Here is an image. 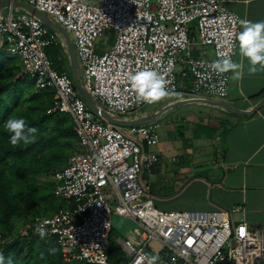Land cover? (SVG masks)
Instances as JSON below:
<instances>
[{
    "label": "built area",
    "instance_id": "1",
    "mask_svg": "<svg viewBox=\"0 0 264 264\" xmlns=\"http://www.w3.org/2000/svg\"><path fill=\"white\" fill-rule=\"evenodd\" d=\"M13 1V0H10ZM72 37L82 84L95 105L111 116L125 117L143 107L128 82L129 74L155 70L178 92L179 77L191 80L194 97L227 98L232 73L216 75L209 65L221 52L235 62L239 16L221 0H23ZM115 34L110 51L97 43ZM0 35L10 56L19 58L23 73L37 90H53L48 114L72 117L82 152L50 176L55 194L66 207L52 217L38 216L20 229L21 236H39L38 223L55 238L65 262L111 264L114 218L134 223L117 244L126 264H264V230L245 220L234 223L232 210L162 211L155 207L151 183L142 180L159 158L146 150L159 144V125L132 126L127 131L96 116L74 84L48 55L58 38L34 15L12 10L0 19ZM198 36V38L196 37ZM196 45L212 48L214 58L194 55ZM180 71L178 73V69ZM40 237V236H39ZM15 238L0 234V247ZM153 242L160 250L150 249Z\"/></svg>",
    "mask_w": 264,
    "mask_h": 264
},
{
    "label": "trees",
    "instance_id": "2",
    "mask_svg": "<svg viewBox=\"0 0 264 264\" xmlns=\"http://www.w3.org/2000/svg\"><path fill=\"white\" fill-rule=\"evenodd\" d=\"M54 45L48 55L55 68L63 73L65 67L55 60ZM58 52V51H57ZM0 52V234L15 238L0 247L4 264H85L65 262L55 238L21 236L19 231L38 216H45L66 207L55 194L50 176L68 165L73 152L80 148L71 116L52 108L53 90L35 88V80L23 74L17 58ZM29 78L32 79L29 80ZM23 117L29 127L38 129L34 143L13 147L4 124L9 117ZM56 212V213H57ZM115 227L111 232L110 263L124 264L127 258L118 247Z\"/></svg>",
    "mask_w": 264,
    "mask_h": 264
},
{
    "label": "crops",
    "instance_id": "3",
    "mask_svg": "<svg viewBox=\"0 0 264 264\" xmlns=\"http://www.w3.org/2000/svg\"><path fill=\"white\" fill-rule=\"evenodd\" d=\"M2 1L7 0H0ZM221 3L224 8L237 14L240 19L264 21V0H221ZM3 8H8L9 11L12 9L26 12L21 8L6 6ZM55 33L58 35L57 44L65 49L69 58L66 41L59 32ZM203 48L200 56L214 58L212 48ZM2 50H6L4 42ZM240 60L238 47L235 62ZM79 71L78 67V73ZM65 72L68 73V71ZM68 74L71 76V73ZM188 82V89L179 91L178 87L177 95L169 98L161 107L148 112L142 111L143 107L125 117H112L116 120L134 122L147 119L165 108H170L153 122L158 124V121L169 115L171 111L183 107L192 105L208 108L206 115L210 120L208 124L213 123L216 130V139L213 141L216 146L213 147L210 156L204 153L203 148H199V151H196L198 155L195 158L198 161L194 171H190L184 177L191 183L188 187V196L197 200L196 203L189 205L188 209L209 211L232 210L240 207L243 211L232 215L234 223L245 220L264 230V106L256 110L264 100V71L250 75L248 62L244 60L243 76L238 80H230L229 95L224 99L191 96L192 81ZM115 127L127 131L132 126ZM179 133L181 136L193 135L198 142H203V133L197 128L192 130L182 128ZM79 149V152L83 151L81 147ZM148 149V152L152 153V148H146ZM151 171L148 172L149 176L144 174L142 180L151 183ZM126 258L128 260L127 255Z\"/></svg>",
    "mask_w": 264,
    "mask_h": 264
},
{
    "label": "rangeland",
    "instance_id": "4",
    "mask_svg": "<svg viewBox=\"0 0 264 264\" xmlns=\"http://www.w3.org/2000/svg\"><path fill=\"white\" fill-rule=\"evenodd\" d=\"M8 12V8H0V17L6 16ZM50 30L53 34L57 32L52 29ZM196 37L198 38L197 35ZM114 41L115 34L108 36V45L105 47V39L101 38L96 46L98 52L104 53L110 51ZM55 48L58 51H55V60L70 73V59L65 49L60 46H55ZM202 49L204 48L200 45L194 46V55L200 56V51ZM3 52L8 58L14 57L10 56L6 50H3ZM17 60L21 62L18 58ZM179 71L180 68L178 69V73ZM78 77L82 82L83 78L80 71ZM29 80L32 81L31 78H29ZM188 81L182 80L179 77V91L188 89ZM167 100L168 99L155 105H146L142 111L148 112L161 107ZM207 110L208 108L191 105L171 111L169 115L158 121L159 144L153 147L151 151L159 158V163L152 169L153 171H151L150 176H152L151 184L154 189V195L152 196L154 205L162 211H200L188 209V206L194 202L196 203L197 200L188 196V187L191 183H189V180H185L184 177L190 171H194L196 161H198L195 158L196 155H198L196 151H199V148H203L205 151L204 153L210 156L213 147L216 146V143L213 142L216 139V130L213 123H210V125L208 124L210 120L206 115ZM182 128L185 130L197 128L199 132L203 133V142H198L197 138L193 135L186 134L185 136H181L179 132ZM200 144L202 145L200 146ZM79 151L80 149L78 148L73 154ZM147 151H149V149ZM144 174H148L149 176V173ZM56 212L57 210L52 211L42 217H52ZM113 227H115L117 231V233H115L117 238L114 239V242L118 246L117 239L125 240L128 233L135 228V225L127 219L115 217ZM160 248V244L157 242H153L150 245V249L154 252H158Z\"/></svg>",
    "mask_w": 264,
    "mask_h": 264
},
{
    "label": "clouds",
    "instance_id": "5",
    "mask_svg": "<svg viewBox=\"0 0 264 264\" xmlns=\"http://www.w3.org/2000/svg\"><path fill=\"white\" fill-rule=\"evenodd\" d=\"M239 25L241 31L236 39L238 41L240 62H234L233 59L221 52L217 53V58L211 62L209 68L216 75H223L231 72V79L238 80L243 76L244 60L248 62V72L255 75L259 71H264V21H251L247 18L240 19ZM128 82L130 88L138 102L148 105H155L166 99H169L177 93L174 89H169V81L161 73L143 69L129 74ZM5 131L9 134V142L13 147L21 143L29 145L37 139L38 129L29 127L23 117H9L4 124ZM38 223L35 227V233L44 239L47 236L45 225ZM158 256H153L148 264H156ZM0 264H4V257L0 254ZM8 264H12L9 260Z\"/></svg>",
    "mask_w": 264,
    "mask_h": 264
},
{
    "label": "water",
    "instance_id": "6",
    "mask_svg": "<svg viewBox=\"0 0 264 264\" xmlns=\"http://www.w3.org/2000/svg\"><path fill=\"white\" fill-rule=\"evenodd\" d=\"M3 6L9 7V8H21V9L25 10L27 13H30V14L34 15L36 18H38L46 27L57 31L62 35V37L66 41V45H67V49H68V53H69L70 73H71L72 79L74 81V84L77 87V89L79 90L80 94L82 95V97L85 100L89 109L99 118L105 120L106 122L110 123L111 125L119 126V127L141 126V125H147L149 123L155 122L163 113H165L166 111H168L170 109V108H165V109L151 115L149 118L143 119L140 121L125 122V121L114 119L107 112L101 110L100 108H98L95 105L92 97L89 95V93L87 92V90L83 86L82 82L79 80V77H78L79 63H78L77 55L75 52V48L73 46L71 37L68 34V32L60 24L54 22L50 17H48V15H46L43 12H40L39 10H37L36 8H34L33 6H31L25 2L16 1V0H13V1L7 0V1L0 2V7H3ZM2 48H3V38L0 35V51L2 50ZM263 106H264V100L256 108V110L262 108Z\"/></svg>",
    "mask_w": 264,
    "mask_h": 264
}]
</instances>
